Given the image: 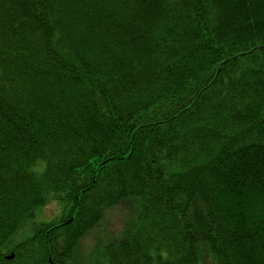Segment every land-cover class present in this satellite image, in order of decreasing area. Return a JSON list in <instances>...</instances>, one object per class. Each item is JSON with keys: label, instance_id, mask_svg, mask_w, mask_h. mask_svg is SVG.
Segmentation results:
<instances>
[{"label": "trees", "instance_id": "1", "mask_svg": "<svg viewBox=\"0 0 264 264\" xmlns=\"http://www.w3.org/2000/svg\"><path fill=\"white\" fill-rule=\"evenodd\" d=\"M121 204L86 264H264V0H0V264Z\"/></svg>", "mask_w": 264, "mask_h": 264}, {"label": "rangeland", "instance_id": "2", "mask_svg": "<svg viewBox=\"0 0 264 264\" xmlns=\"http://www.w3.org/2000/svg\"><path fill=\"white\" fill-rule=\"evenodd\" d=\"M127 210L130 212L129 208ZM42 211L46 215L45 217L50 218L57 215L60 209L53 203L43 208ZM132 219L133 216H127L126 209H122V204L107 210L102 220L81 239L76 254L78 264L87 263L92 251L98 244L97 238L105 242L113 238L114 235H120Z\"/></svg>", "mask_w": 264, "mask_h": 264}, {"label": "water", "instance_id": "3", "mask_svg": "<svg viewBox=\"0 0 264 264\" xmlns=\"http://www.w3.org/2000/svg\"><path fill=\"white\" fill-rule=\"evenodd\" d=\"M12 257V256H11ZM56 264H59V263H56Z\"/></svg>", "mask_w": 264, "mask_h": 264}]
</instances>
